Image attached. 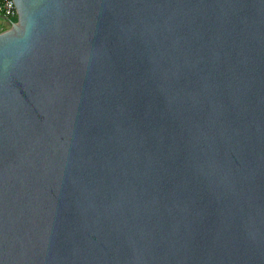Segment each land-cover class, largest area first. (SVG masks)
Instances as JSON below:
<instances>
[{
  "label": "water",
  "instance_id": "water-1",
  "mask_svg": "<svg viewBox=\"0 0 264 264\" xmlns=\"http://www.w3.org/2000/svg\"><path fill=\"white\" fill-rule=\"evenodd\" d=\"M13 2L0 264H264V0Z\"/></svg>",
  "mask_w": 264,
  "mask_h": 264
},
{
  "label": "built area",
  "instance_id": "built-area-1",
  "mask_svg": "<svg viewBox=\"0 0 264 264\" xmlns=\"http://www.w3.org/2000/svg\"><path fill=\"white\" fill-rule=\"evenodd\" d=\"M0 14L6 18L11 26L18 19V10L13 0H0Z\"/></svg>",
  "mask_w": 264,
  "mask_h": 264
},
{
  "label": "crops",
  "instance_id": "crops-1",
  "mask_svg": "<svg viewBox=\"0 0 264 264\" xmlns=\"http://www.w3.org/2000/svg\"><path fill=\"white\" fill-rule=\"evenodd\" d=\"M0 32L8 29L10 27V23L9 21L4 18L1 14H0Z\"/></svg>",
  "mask_w": 264,
  "mask_h": 264
},
{
  "label": "rangeland",
  "instance_id": "rangeland-1",
  "mask_svg": "<svg viewBox=\"0 0 264 264\" xmlns=\"http://www.w3.org/2000/svg\"><path fill=\"white\" fill-rule=\"evenodd\" d=\"M1 20V19H0Z\"/></svg>",
  "mask_w": 264,
  "mask_h": 264
}]
</instances>
